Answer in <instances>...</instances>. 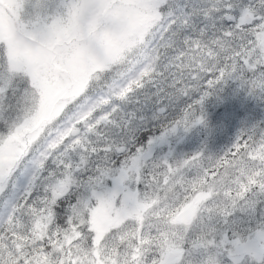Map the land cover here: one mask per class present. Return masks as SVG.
Segmentation results:
<instances>
[{
	"label": "snow or ice",
	"instance_id": "obj_1",
	"mask_svg": "<svg viewBox=\"0 0 264 264\" xmlns=\"http://www.w3.org/2000/svg\"><path fill=\"white\" fill-rule=\"evenodd\" d=\"M230 81L264 0H0V264H264V119L173 144Z\"/></svg>",
	"mask_w": 264,
	"mask_h": 264
},
{
	"label": "trees",
	"instance_id": "obj_2",
	"mask_svg": "<svg viewBox=\"0 0 264 264\" xmlns=\"http://www.w3.org/2000/svg\"><path fill=\"white\" fill-rule=\"evenodd\" d=\"M204 108L209 118V128L212 129L211 135L208 130L199 127L178 144L173 138L178 153L198 150L205 141L210 153L219 152L234 140L245 121L251 124L264 119V101L239 89L236 81L228 82L221 91L210 96ZM164 151H167V146Z\"/></svg>",
	"mask_w": 264,
	"mask_h": 264
}]
</instances>
